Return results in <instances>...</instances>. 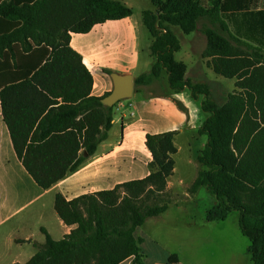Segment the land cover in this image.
I'll list each match as a JSON object with an SVG mask.
<instances>
[{
  "label": "trees",
  "instance_id": "1",
  "mask_svg": "<svg viewBox=\"0 0 264 264\" xmlns=\"http://www.w3.org/2000/svg\"><path fill=\"white\" fill-rule=\"evenodd\" d=\"M155 2L158 12H145L144 23L155 39L151 49L157 62L135 85L149 87L166 70L172 90L188 88L194 98L205 96L202 109L209 115L197 131L206 137L197 157L204 169L188 191L205 188L214 196L217 205L207 214L209 220L237 213L251 264H264V57L247 48L235 52L232 40L214 29L201 31L206 38L203 55L211 58L213 72L235 78L236 90L217 106L207 100L206 85H192L185 78L186 66L175 60L179 40L171 29L187 35L202 20L219 24L217 3L206 9L200 0ZM132 14L110 0H0L3 118L18 158L43 189L77 172L113 127L115 106L102 103L109 94L91 96L93 77L70 47L71 33H87L96 24ZM176 134L147 135L153 160L145 179L71 201L57 194L56 212L76 228L60 241L43 229L47 241L27 264H120L131 257L140 264L143 241L136 237L137 229L170 206L163 194L175 170Z\"/></svg>",
  "mask_w": 264,
  "mask_h": 264
},
{
  "label": "crops",
  "instance_id": "2",
  "mask_svg": "<svg viewBox=\"0 0 264 264\" xmlns=\"http://www.w3.org/2000/svg\"><path fill=\"white\" fill-rule=\"evenodd\" d=\"M110 1L120 2L132 9L133 14L96 24L87 33H71L70 38V47L81 56L83 64L93 77L91 96L94 97H104L113 91L112 74L131 75L135 84L136 79L149 73L157 62L151 49L155 39L144 23L145 12L157 13L159 10L155 0ZM200 2L206 9L213 8L217 3L220 23H203L187 35L178 27L172 26L171 29L180 44L177 53L181 50L185 52L178 59L175 53V60L186 66L185 77L188 80H204L215 76V80L217 78L230 81L229 84L233 86V79L216 75L209 66L211 58L203 55L206 38L201 31L210 28L229 37L236 52L247 48L251 54L256 51L264 53V0ZM175 28L179 29L181 35L175 32ZM252 58L255 57L252 55ZM154 85H159V82ZM151 87H144L137 93L134 91L132 98L118 103L113 127L108 138L99 145L97 153L77 172L48 190L36 183L18 158L3 118L0 99V264L29 263L47 241L43 229L54 241H60L76 228L66 225L56 212L57 194H62L71 201L83 195L112 190L119 184L148 177L153 160L146 145L148 134L177 132V152L173 156L175 170L169 177L167 186L173 193L183 192L188 197V187L200 169L196 167V172L191 171L190 177L188 171L182 172V154L189 153L186 155V165L193 168L197 161V156L191 154L193 142L196 141L194 135H198L199 127L208 117V113L201 108L205 99H193L188 89L145 94ZM197 141L203 143L198 152L199 156L206 144V137L199 135ZM164 214L149 218L137 231V236L143 241L140 264H215L206 263L194 256L193 245L192 249L189 246L188 249L175 246L173 239L170 241L153 230H148L149 224L157 225ZM227 218L220 221L203 217L198 225L189 227L185 237L196 234L217 236L221 233L215 231L216 226ZM217 244L218 247L222 246L218 242ZM249 245L244 254L247 258L241 254L238 261H233L234 264H251ZM120 264L136 263L134 257H131Z\"/></svg>",
  "mask_w": 264,
  "mask_h": 264
},
{
  "label": "rangeland",
  "instance_id": "3",
  "mask_svg": "<svg viewBox=\"0 0 264 264\" xmlns=\"http://www.w3.org/2000/svg\"><path fill=\"white\" fill-rule=\"evenodd\" d=\"M203 23H209V22L207 20H202L199 22V25ZM175 32L181 35V32L179 31L178 28H175ZM184 53H185L184 50H181V52L177 53L176 54L177 59L180 58V56L184 55ZM256 54L258 56L264 57V53L261 51H256ZM165 72L167 73L166 70L162 71L159 85H154V84L151 85L152 87L148 88L145 94H150V93L162 94V93L168 92L171 89L170 84H169V75L168 73L166 74ZM213 77L215 76H211L209 78L207 77L204 80L195 79L196 81H191V80L189 81L192 85H195V84L206 85L210 91L209 98L207 100H210L217 106H221L225 104L227 100V96L233 93L234 90H236L235 78L231 81V83H234L232 86L231 84H229L230 81L227 82V81L217 79V78L215 80V78ZM233 87L234 89H232ZM143 88L144 87L135 85V93H137L138 90H141ZM185 89H188V88H185ZM189 91L191 92V90ZM191 96H192V93H191ZM199 97H204L205 99V96L202 94L197 95L195 98L192 96L193 99H198ZM204 101L205 100H203L201 103V108L203 106ZM118 108H119L118 105L114 107L113 114L116 113V110ZM198 136L199 134L194 135L196 141L198 140ZM196 141L193 142L194 145H193V150L191 152V154L194 157L196 156L198 157V152H200V147H202V144H203L202 141L201 142L200 141L196 142ZM186 155H189V153L184 152L182 154V160H181L182 162H181V168H180L182 172L188 171L189 177H190L191 176L190 172L195 171L196 167H198L200 171L204 169L199 163H197L196 160H195L196 164L193 165V168L192 167L190 168V166H187L186 165V158H187ZM189 187H188V190H189ZM188 190H187V194H188V197H187V196H184L183 192L173 193L171 190L168 189V186H167L166 190L164 191L163 196H165L170 202L169 210L160 218L161 220H159L157 225L149 224L148 230H153V232L158 233L159 236H162L163 238L168 239L170 241H172L171 239H173L172 242L174 243L173 245L175 246H181V247L188 249V246L191 248V246L193 245L194 246L193 247L194 256H197V258L200 260L201 259L204 260L206 263L208 262V263H215V264H234L233 263L234 260L238 261L240 255L245 254L246 248L249 244L248 240L240 234V230H239L238 223H237L238 214L237 213L230 214L225 222L220 223L218 226H216L215 231H220L221 233V234H218L217 236H212V235L205 236L202 234H196L194 236H189L191 239L189 237L187 238L185 237V235L187 231L189 230V227H194L198 225V222L203 217H206L210 211L213 212V210L215 209L217 205V201L214 198V196L211 195L205 188L198 189V191L195 194H190ZM142 202L143 200H141L139 204L146 205L147 203V202L146 203L143 202L144 203L143 204ZM150 202L151 201H149L148 203ZM154 225H156L155 228H154ZM137 231H136V237L140 238L137 236ZM217 242L220 243V245L222 246L218 247ZM244 257L247 258L246 255H244Z\"/></svg>",
  "mask_w": 264,
  "mask_h": 264
},
{
  "label": "water",
  "instance_id": "4",
  "mask_svg": "<svg viewBox=\"0 0 264 264\" xmlns=\"http://www.w3.org/2000/svg\"><path fill=\"white\" fill-rule=\"evenodd\" d=\"M111 78L114 83V89L102 100V103L109 108H113L121 101L132 98L135 91L133 76L114 73Z\"/></svg>",
  "mask_w": 264,
  "mask_h": 264
}]
</instances>
